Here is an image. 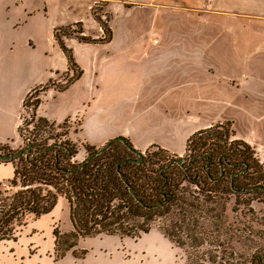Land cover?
I'll return each mask as SVG.
<instances>
[{"label": "rangeland", "instance_id": "1", "mask_svg": "<svg viewBox=\"0 0 264 264\" xmlns=\"http://www.w3.org/2000/svg\"><path fill=\"white\" fill-rule=\"evenodd\" d=\"M87 7L88 3L85 0H45L44 8L46 11L42 19L39 38L34 44L35 51L33 54L34 64L38 68L34 85H44L38 87L37 94L26 101L27 108H23L22 111L21 107L16 109V102L11 94L7 92V89L1 90L0 87V140H8L7 143L0 144L4 147L2 152L15 153L26 148V141L21 139L18 134L20 128L23 135L30 139H33L38 132V137L36 136L37 145L45 142L48 146L53 142L70 141V144L74 145L77 150V155L71 159L70 163L79 164L87 156L84 145L88 144V140L93 138L91 137L93 135L87 131L81 133L82 116L77 115L73 119L62 123L59 127L48 125L39 131H35L33 127L38 125L36 118L39 117L33 114L32 108L36 96H40L50 89H61L68 82H71L79 72L77 68L72 70L68 67L65 54L55 42L49 43L52 25L58 27L70 22L73 18L80 17L82 19L83 29L81 25L64 26V29L60 32V39L73 57V61L78 59L85 69L82 80L76 86L63 94L51 92L47 95L44 111L51 115H62V113H68L69 115L79 113L83 115L89 106L91 113L96 110L100 113L102 108L107 110V113L112 111L116 115H113L114 119H118L115 126L125 130H131L130 125L133 122L131 100L128 101L127 98H132L131 91L138 88H132V81L137 79L144 80L143 85L140 84L142 89L148 86L150 81H153L154 84L165 82L167 87L174 89L170 94L171 96H167L166 105L172 111H176V115L183 117L186 104L179 100L177 91L182 74V65L178 58L179 55L173 51L171 66L165 73L166 77L156 71L151 74L150 64H154V62L150 63L148 55L142 53V49L148 46L144 43L132 45L134 35L126 39L125 42L117 36L113 43L107 45L113 39V32L133 30L147 35L149 30H171L172 33H175L172 38L176 41L182 37L180 31L198 30L203 32L205 44H209L213 40L212 45L214 47L222 48L229 45L231 41L234 42L235 38H237V41L242 42L245 29V23L241 17L207 16L203 19L195 17L190 19V16L187 17L184 14L185 12L171 11L168 19L152 21L147 10L123 9L121 1L96 0L91 3L90 11ZM95 28L100 29L97 38L91 35ZM80 29H82V32L85 31L84 37L94 41L82 45L75 38H72L80 36ZM120 47H123V49H120ZM218 57L226 59L227 53L221 50ZM219 74H224V78L228 76L227 71ZM204 77L205 86L203 88L206 98L202 102L188 103L187 105L189 114H193L192 116L196 118L197 122L199 121V125L207 123L216 125V123L221 122L224 129H229V121H231L235 124V128L240 135L255 134L260 140L264 141V118H259L264 113V102L244 100L243 97L235 94L232 88L234 85L228 84L225 80H219L220 82H218V76H215V78L213 76ZM88 83H90L93 91L91 101L76 109L79 105L76 100L79 97L78 91H82ZM121 90L125 95L119 94ZM137 104L138 109L147 110L151 119L155 120L158 119L157 114L163 103L151 100L145 103L140 101ZM247 110H251L253 114L250 121L245 117ZM107 113H102L103 117ZM213 133L211 132L209 137L205 138V146L202 149H195V151L191 149V153L185 152L187 142L184 146L175 147L172 150L161 149L156 145L151 147H158L165 151L169 159L183 160V164L186 165L192 154L202 151L209 152L213 147L212 145L217 147L216 139L211 138ZM148 135L155 137L158 134L151 133ZM119 137L125 139V137ZM231 141L240 142L234 136L229 137L228 143L231 147H241L237 144L238 142H234L232 145ZM249 150L252 168L245 178L238 180V187L241 188H247L248 183H250L249 179L252 177H261L262 184H264V151L256 152L250 146ZM152 151H156V148H153ZM138 152L143 158H146V151ZM9 171V168L0 169V178L4 177ZM256 171H259V173ZM182 185L189 187L185 182ZM229 199L224 215L226 223L222 228L223 231L219 234L221 235L219 237L220 241L228 237V248L234 257L248 261L253 256L259 255L264 264V192H252L249 195H231ZM55 228L60 233L71 232L68 207L63 200L57 203L50 215L31 222L23 228L16 241L0 242V264H34V259L31 261L27 259L37 254L42 256L41 264H52L54 262V264H186L187 257L193 253L188 247L183 249L175 247L173 243L162 236L155 226L147 235L139 239L100 236L80 240L77 249L86 251L82 261L76 263L70 252L66 253L62 259L54 261L52 231ZM203 249H206V247H203Z\"/></svg>", "mask_w": 264, "mask_h": 264}, {"label": "trees", "instance_id": "2", "mask_svg": "<svg viewBox=\"0 0 264 264\" xmlns=\"http://www.w3.org/2000/svg\"><path fill=\"white\" fill-rule=\"evenodd\" d=\"M63 29H54L53 39L73 70L77 66L60 39ZM81 30L79 37H63L75 38L82 44L92 43L94 40L84 37ZM81 74L79 71L71 82L55 91H65ZM37 90L38 87L28 93L22 108H27L26 101L37 94ZM39 104L37 95L32 105L35 116ZM36 122L35 131L62 124L42 117H37ZM230 127L224 129L222 124H216L191 135L186 153L202 149L211 132H214L211 138L216 139L218 145H212L209 152L192 154L186 165L183 160L169 159L165 151L155 146L146 150V158L142 157L136 164L139 152L128 140L125 139L132 151L115 138L99 153L100 148L84 145L87 156L75 165L70 162L77 150L70 141L37 145L38 132L30 139L19 128V137L26 141L24 150L28 154L0 162L13 167L12 178L0 183V242L16 241L23 228L49 215L63 200L68 207L71 232L60 233L57 228L53 229L54 261L68 252L75 259H83L86 251L77 249L80 240L100 236L139 239L156 226L175 247L192 250L186 264H263L259 255L248 261L234 257L228 248V237L219 239L226 223L224 215L230 196L263 192L255 188H264L261 177L250 178L247 188L238 187V180L245 178L252 168L251 157L247 144L231 141L232 145L238 142L241 146L236 148L228 143L229 137L234 136ZM153 148L156 151H152ZM3 150L0 145L1 155L12 154ZM82 162L84 165L78 169ZM183 182L189 187H184Z\"/></svg>", "mask_w": 264, "mask_h": 264}, {"label": "crops", "instance_id": "3", "mask_svg": "<svg viewBox=\"0 0 264 264\" xmlns=\"http://www.w3.org/2000/svg\"><path fill=\"white\" fill-rule=\"evenodd\" d=\"M85 1H87V8L90 11L91 3L96 0ZM114 1H121L123 9L137 8L147 10L152 21L168 19L171 11L185 12L184 14L187 17L190 16V19H194L193 17L203 19V17L207 16L241 17L245 23L243 40L240 42L235 38L234 42L231 41L226 47L216 48L212 45L213 40L209 44H205L203 32L198 30H182L180 31L182 37L176 41L172 38L175 33H172L171 30H149L147 35L139 31L134 32L133 30L113 32V39L107 45L113 43L117 36L121 37L122 41L125 42L126 39L134 35L135 38L131 43L132 45L144 43V45L148 46L142 49V53L148 55L150 63L154 62V64H150L151 70L148 69L151 74L156 71L166 77L165 73L171 66L172 52L174 51L179 55L182 74L177 91L179 100L186 104L184 108L185 117L184 115L183 117L176 115V111H172L166 105L167 96L170 97L174 89L167 87L165 82L163 84H160L161 82L154 84L153 81H150L149 85L142 89V87L140 88V84L143 85L144 82L142 79L132 81V88H138L131 91L132 98H127L128 101L131 100L132 105L133 122L130 125L131 130L117 128L115 125L118 119H114L113 115L115 114L112 111L107 113V110L102 108L100 113L97 110L91 113L89 106L83 115L79 113L73 115L68 113H62V115L48 114L44 111L47 95L51 92L63 94L82 80L85 68L78 59H75L74 62L77 69L82 73L80 78L63 92H57L54 89L43 92L39 96L40 104L36 110V114L39 117L49 122L60 124L66 119H73L77 115L82 116L81 133L82 131H87L93 135L91 136L93 138L88 140V144L101 147L109 140L122 136L129 141L135 150L143 152L152 145L165 150L182 147L192 134L214 125L209 123L199 125V121L197 122L196 118L192 116L193 114H189L187 108L188 103L202 102L206 98L203 88L205 86L204 76H213V78L218 76V82H220L219 80H225L228 84L234 85L232 88L235 94L243 97L244 100L264 102V0ZM44 4L45 0H0V87L1 90L7 89V92L11 94L16 102V109L21 107V111L23 109V100L28 93L44 85H34L38 75V68L34 64L33 58L34 44L39 38L42 19L46 11ZM81 20L78 17L58 27L52 25L49 43L54 42V29L76 23H79L83 29ZM92 22L94 21L92 20ZM99 30V28H95L91 35L97 38ZM84 34L85 31H83ZM120 49H123V47H120ZM221 50L227 53L226 59L218 57ZM224 71H227V78H224V74H219ZM96 89L98 88L96 87ZM78 93L79 97L76 100L79 105L76 109L91 101L93 91L90 83L86 84L83 90L78 91ZM121 93L125 95L123 90L119 91V94ZM151 100L163 103L157 114L158 119L155 120L151 119L147 110L137 108L138 102L143 101L145 103ZM102 113L107 114L103 117ZM245 117L248 121L253 118L251 110L246 111ZM259 118H264V113ZM229 123L235 139L249 145L256 152L264 151V141L260 140L255 134H250L251 136L240 135L235 128V124L231 121ZM216 124H221V122ZM151 133L158 135H155V137L148 135ZM7 142L8 140H0V144ZM7 168L10 171L0 178V183L12 178V165L0 163V169ZM32 259L35 260L34 264H41L42 256L40 254L33 255L27 260L31 261ZM73 259L76 263L83 260H78L74 257Z\"/></svg>", "mask_w": 264, "mask_h": 264}, {"label": "water", "instance_id": "4", "mask_svg": "<svg viewBox=\"0 0 264 264\" xmlns=\"http://www.w3.org/2000/svg\"><path fill=\"white\" fill-rule=\"evenodd\" d=\"M114 140L121 142V143H122V144H123V145H124L129 151H132L131 147H129V145L126 143V141H125L124 138L117 137V138H115ZM107 147H108V144H105L103 147H101V148L97 151V153L103 151V150L106 149ZM30 148H31V145L29 144V145H28V149H30ZM24 153H25V155H27V154H28V151H25V150L23 149V150L17 151V152H15V153H12V154H9V155H1V154H0V162H8V161H11V160H13V159H16L17 157H20V156L24 155ZM137 155H138L139 158H138L136 161H134V163L139 164V163L142 161L143 158H142V155H141L140 153H138ZM84 163H85V162H82V163L79 165L78 169H80V168L84 165ZM176 163H180V161H176ZM120 178L124 181L123 176L120 175ZM232 178H233V177H232ZM255 189L264 192V188L261 187V186L256 187ZM251 190H252V189H251ZM129 192L131 193V195H132L134 198H136V195L133 193V191H132L130 188H129Z\"/></svg>", "mask_w": 264, "mask_h": 264}]
</instances>
